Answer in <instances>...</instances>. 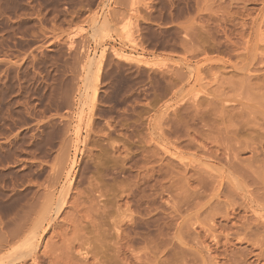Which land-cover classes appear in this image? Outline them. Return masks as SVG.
<instances>
[{
	"label": "rangeland",
	"instance_id": "1",
	"mask_svg": "<svg viewBox=\"0 0 264 264\" xmlns=\"http://www.w3.org/2000/svg\"><path fill=\"white\" fill-rule=\"evenodd\" d=\"M0 264H264V0H0Z\"/></svg>",
	"mask_w": 264,
	"mask_h": 264
},
{
	"label": "bare ground",
	"instance_id": "2",
	"mask_svg": "<svg viewBox=\"0 0 264 264\" xmlns=\"http://www.w3.org/2000/svg\"><path fill=\"white\" fill-rule=\"evenodd\" d=\"M95 63H96V61H95ZM95 63H94V64H95ZM97 64H98V63H97ZM95 65H96V64H95ZM97 66H98V65H97ZM92 67H93V66H92ZM92 67H91V65L89 66V70H88V72H89L90 70H91L92 72L95 71V70L93 71V70L91 69ZM94 73H95V72H94ZM97 73H98V72H97ZM86 76L88 77L89 75L86 74ZM89 78H90V77H89ZM87 79H88V78H86V80H87ZM85 82H86L85 84H87V81H85ZM88 84H89V85L91 84V83H90V79L88 80ZM89 85H88V87H87V85H86L87 88L84 87V88H85V91H86L87 89L90 90L91 85H90V88H89ZM87 91H88V90H87ZM87 91H86V92H87ZM88 94H89V93H88ZM88 94H87V95H88ZM95 95H96V94H95V91H94L93 97H95ZM81 97H82V96H81ZM84 97H85V96H84ZM86 97H87V96H86ZM95 98H96V97H95ZM95 98H94V99H95ZM80 99H81V98H80ZM80 102H81V101H80ZM83 104H84V103H83ZM82 106H84V105H82ZM82 106H81V107H82ZM80 120H82V119H80ZM80 120H79V121H80ZM78 132H79V130H78ZM76 134H77V133H76ZM77 148H78V147H77ZM73 163L75 164V162H73ZM74 164H72V165L74 166ZM73 166H72V167H73ZM72 167H71V168H72ZM70 170H71V169H70ZM34 243H35V242H34Z\"/></svg>",
	"mask_w": 264,
	"mask_h": 264
}]
</instances>
